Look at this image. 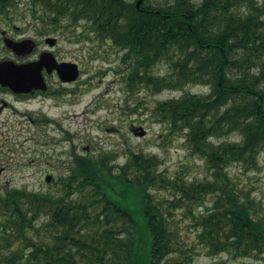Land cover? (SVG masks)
Listing matches in <instances>:
<instances>
[{
  "label": "trees",
  "instance_id": "1",
  "mask_svg": "<svg viewBox=\"0 0 264 264\" xmlns=\"http://www.w3.org/2000/svg\"><path fill=\"white\" fill-rule=\"evenodd\" d=\"M15 1L0 0V13ZM29 1L42 34L82 26L117 49L129 92L208 87V94L159 101L152 111L171 136L184 137L208 175L168 178L153 154L131 151L122 166L112 156L75 154L59 180L66 197L15 189L0 200V264H194L199 245L234 263L264 259V210L230 172L234 165L256 170L264 149V3ZM159 64L170 73L153 74ZM162 185L171 187L170 200L152 194ZM177 208L190 221L178 228Z\"/></svg>",
  "mask_w": 264,
  "mask_h": 264
},
{
  "label": "rangeland",
  "instance_id": "2",
  "mask_svg": "<svg viewBox=\"0 0 264 264\" xmlns=\"http://www.w3.org/2000/svg\"><path fill=\"white\" fill-rule=\"evenodd\" d=\"M29 2L16 0L7 14L0 13V25L6 30V26H9L17 38L31 37L41 43L46 37L58 39L57 54L80 65L77 85L81 86L75 98L51 97L45 101L37 98L17 103L16 108L21 113L38 119L36 123L20 113L3 111L0 115L1 192L10 193L19 189L66 197L67 191L59 180L62 176H68L75 154L91 158L112 156L111 164L116 166L126 164L131 151L153 154L159 158V172L168 178L181 177L190 182L203 180L208 175L205 161L191 153L184 137L171 136L152 112L159 101L179 97L186 91L208 94V87L189 85L183 91L165 90L158 93L140 87L129 92L126 82L128 72L117 49L107 46L93 34H87V29L82 26L42 34L44 25L31 11ZM255 3L262 5L264 0H256ZM14 27L20 28V31H14ZM151 70L157 76L170 73L165 64ZM9 100L13 101L12 98ZM45 117L48 120L46 123ZM4 121L9 122L4 125ZM140 127L147 131L145 137L133 134V130ZM88 146L90 149L86 151ZM230 172L240 189L248 192L264 210V149L256 170L246 171L234 165ZM48 176L52 177L50 182L47 181ZM170 189V186L162 185L152 194L158 200H170ZM79 196L77 192L65 199H77ZM174 212L176 228L184 221L190 223L182 217L180 208ZM193 233V228H190L185 236ZM193 258L194 264H264V259L248 258L234 263L224 254L209 256L202 245L197 247Z\"/></svg>",
  "mask_w": 264,
  "mask_h": 264
},
{
  "label": "flooded vegetation",
  "instance_id": "3",
  "mask_svg": "<svg viewBox=\"0 0 264 264\" xmlns=\"http://www.w3.org/2000/svg\"><path fill=\"white\" fill-rule=\"evenodd\" d=\"M0 16V22L1 18ZM7 30L0 25V64L5 62H14L22 66V64H37L41 62L42 57L46 56V59L55 58L58 63L66 62L65 58H62L58 52L56 51V46L59 43V40L56 39L53 46L48 44L46 41L47 37L41 43L31 37L22 36L21 38H17L15 34L10 30L9 26H6ZM14 31L19 32L20 28L14 27ZM34 43V48L30 50L28 47V41ZM41 45L43 47L41 48ZM1 52H3L1 54ZM6 52V56L5 53ZM2 55V56H1ZM73 62V61H72ZM75 62V61H74ZM73 62V63H74ZM79 65L78 62H75ZM80 66V65H79ZM51 63L45 60L43 63L41 62V75L43 77V81L33 85L32 88H29L26 92H15L9 86H4L0 82V115L3 111H14L16 113L22 114V116L30 118V120L34 123L38 122V119L33 118L30 114H23L16 108L17 103H22L25 101H32L37 98H42L45 101L46 98H63L66 96H71L75 98L77 93L80 92V85H77L78 81L74 82H65L62 80L60 73L57 69H53ZM12 98V100H9ZM44 117V116H43ZM41 117V118H43ZM9 121H4L3 124L6 125ZM4 134V133H3ZM89 151V146L87 147ZM2 173H0V189L2 185ZM10 196L8 192H1L0 190V200L5 197Z\"/></svg>",
  "mask_w": 264,
  "mask_h": 264
},
{
  "label": "water",
  "instance_id": "4",
  "mask_svg": "<svg viewBox=\"0 0 264 264\" xmlns=\"http://www.w3.org/2000/svg\"><path fill=\"white\" fill-rule=\"evenodd\" d=\"M141 3V0L138 3ZM28 41V47L30 50L34 48V43ZM48 44L54 45L55 39L49 38L47 39ZM47 57H42L41 62L43 63L45 60L49 61L53 66V69H57L61 75L63 81H74L79 78V67L77 64L72 62H64L58 64L55 58L46 59ZM41 62L34 64H15L14 62H5L0 64V82L4 86H9L15 92H26L29 88H32L33 85L40 83L43 81V77L41 75ZM135 136L144 137L146 136V130L140 127L133 131ZM51 177L47 178V181H51Z\"/></svg>",
  "mask_w": 264,
  "mask_h": 264
}]
</instances>
